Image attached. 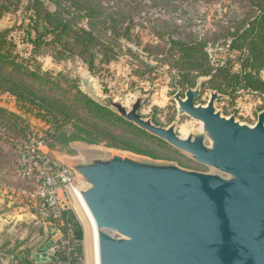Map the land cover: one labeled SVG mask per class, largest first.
I'll return each mask as SVG.
<instances>
[{
    "label": "water",
    "instance_id": "95a60500",
    "mask_svg": "<svg viewBox=\"0 0 264 264\" xmlns=\"http://www.w3.org/2000/svg\"><path fill=\"white\" fill-rule=\"evenodd\" d=\"M200 86L178 92L180 115L202 131L180 138L176 125L159 127L111 99L90 97L148 134L186 153L208 174L174 163L120 154H90L62 164L86 185L75 189L96 230L97 264H264V111L255 126L224 117L213 92L198 106ZM57 238L32 255L37 264Z\"/></svg>",
    "mask_w": 264,
    "mask_h": 264
},
{
    "label": "trees",
    "instance_id": "16d2710c",
    "mask_svg": "<svg viewBox=\"0 0 264 264\" xmlns=\"http://www.w3.org/2000/svg\"><path fill=\"white\" fill-rule=\"evenodd\" d=\"M14 1L18 4L27 2V42L32 45L34 54L43 48L50 49L56 59L78 57L91 70H95L99 59L100 63L116 60L115 49L121 47L120 41L125 39L128 42L133 38L134 20L121 6L111 10L109 6H103L100 0H0V10L12 7ZM245 1L247 4H242L241 8L247 9V12L241 14L240 27L236 33L229 34L230 51H239L243 56L238 73L232 74L229 65H212L207 41L186 42L170 37L172 47L166 56L174 60V55L179 54L178 64L181 67L187 66L188 71L184 76L186 81L205 76H214L216 79L225 77L234 80L235 85L244 82V88L264 95V81L259 77L260 72L264 71V0ZM82 22H86L84 26ZM156 49L159 50L154 55L159 57L160 47ZM215 89L223 92L226 88L219 85ZM4 94L12 96L28 114L39 116L46 123L47 128L38 131L44 134L48 149L59 138H63L67 143H105L110 148L157 159L161 156L150 152L145 145L154 141L167 147L165 143L83 94L66 77L44 73L37 62L24 60L17 53L14 54L13 45L7 40L6 33L0 32V96ZM26 115L0 106V119L3 122L8 119L9 124L7 129L0 128V139L11 147L0 146V184L7 189L33 192L37 187L36 179H23L14 172L20 159L17 146L27 142L32 129H35ZM68 128L71 129L66 130ZM12 132L14 137L10 135ZM6 150H12L11 157ZM10 178L19 183H13ZM31 210L37 213L33 204ZM42 226H49L60 234L55 246L60 262H66L67 255L73 252V246L64 245L68 239L70 241V236L81 252L83 230L72 209L65 210L61 220L43 218ZM19 247V244L2 240L0 261L7 260L8 264H34L30 250H19Z\"/></svg>",
    "mask_w": 264,
    "mask_h": 264
},
{
    "label": "rangeland",
    "instance_id": "374dc122",
    "mask_svg": "<svg viewBox=\"0 0 264 264\" xmlns=\"http://www.w3.org/2000/svg\"><path fill=\"white\" fill-rule=\"evenodd\" d=\"M100 2L105 7L109 6L111 10L121 6L128 16L129 14L132 16L134 27H132L133 38L128 42L123 39L122 42L120 41L121 47L115 49L116 60L100 63L99 59L95 70H91L89 65L78 57L56 59L55 53L50 49L43 48L34 54L32 45L27 42L29 21L26 1L21 4L14 1L12 7L0 10V32L6 33L7 40L13 45L14 54L17 53L24 60L32 59L37 62L44 73L66 77L89 98L111 99L120 102L129 110L139 97L144 98L138 112L140 116L163 128L175 124L176 133L180 138L201 132L202 124L187 115H180L174 97L182 91L184 98L188 89L195 90L198 86H200V96L195 100L196 105L206 106L211 94L218 92L222 98L216 101L215 108L224 117H234L238 122L249 126L257 124L259 115L264 111V95L261 92L244 88L245 83L241 81L235 85L234 80L225 77L216 79L214 76H205L186 81L184 76L188 71L187 66L181 67L178 64L179 54L174 55V60L166 56L167 51L172 47L170 37L186 42L205 40L208 42L207 51L212 65L215 67L229 65L232 74L238 73L241 70L243 56L239 51H230L231 35L229 34L236 33V29L240 27L241 14L247 12V9L241 8V5H246L247 1L100 0ZM46 3L51 6L48 1ZM85 23L82 22V25L84 26ZM157 46L160 47L159 57L154 55L159 50L156 49ZM147 50L152 52L149 53ZM259 77L264 81V71L260 72ZM219 85L226 88L225 91L216 90V86ZM0 106L21 112L23 115L27 114L26 118L31 121L35 130L42 131L47 128L41 117L28 114L22 109V105H17V101L8 94L0 96ZM8 126V119L4 122L0 119V128L7 129ZM69 126L71 127L70 124ZM13 133H10L12 137H14ZM59 139L48 150L58 162L66 165L68 162L84 161L90 154L115 153L137 159L174 163L186 170L215 173L213 169L197 164L188 154L176 150L158 138L169 149L154 141L145 145L150 152L161 156L157 159L110 148L105 143L88 144L80 141L67 143L63 138ZM0 146L11 148L1 139ZM10 151H7L9 157L12 154ZM75 184L80 189L86 186L79 176L76 177ZM68 206L73 210L83 230L82 250L79 252L75 247L77 245L73 243V237L70 236V241L68 239L64 245L73 246V252L67 255L66 262L62 263L59 260L58 264H97V251L91 235L92 225L81 199L77 195L72 196ZM0 264H8V261H0Z\"/></svg>",
    "mask_w": 264,
    "mask_h": 264
},
{
    "label": "built area",
    "instance_id": "2783aa9c",
    "mask_svg": "<svg viewBox=\"0 0 264 264\" xmlns=\"http://www.w3.org/2000/svg\"><path fill=\"white\" fill-rule=\"evenodd\" d=\"M17 150L20 159L15 174L27 180L36 179L37 187L26 192L0 184V191L23 212L31 213L33 204L37 209L32 216L35 226H41L43 218L61 220L63 212L70 209L72 196L76 195L75 175L50 154L44 134L38 130L32 129L28 141L18 145Z\"/></svg>",
    "mask_w": 264,
    "mask_h": 264
},
{
    "label": "crops",
    "instance_id": "0c3cea01",
    "mask_svg": "<svg viewBox=\"0 0 264 264\" xmlns=\"http://www.w3.org/2000/svg\"><path fill=\"white\" fill-rule=\"evenodd\" d=\"M10 181L19 183L13 178ZM32 216V212H23L16 204H11L9 198L0 191V242L5 239L12 244H19V250H30V258L37 264L32 255L43 250L53 238L58 240L60 234L49 226L33 225ZM56 254L54 249L50 252V255ZM46 264L58 263L48 261Z\"/></svg>",
    "mask_w": 264,
    "mask_h": 264
},
{
    "label": "bare ground",
    "instance_id": "6f19581e",
    "mask_svg": "<svg viewBox=\"0 0 264 264\" xmlns=\"http://www.w3.org/2000/svg\"><path fill=\"white\" fill-rule=\"evenodd\" d=\"M82 201V200H81ZM83 203V202H82ZM83 206H84V204H83ZM84 208H85V206H84ZM85 210L87 211V209L85 208ZM87 214H88V217H89V220H90V223H91V225H92V237H93V241H94V245H95V247L94 248H96V230H95V225H94V223H93V220H92V218H91V216L89 215V213H88V211H87Z\"/></svg>",
    "mask_w": 264,
    "mask_h": 264
}]
</instances>
